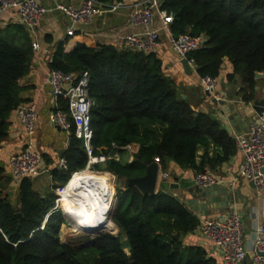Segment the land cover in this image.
<instances>
[{
  "label": "trees",
  "instance_id": "obj_1",
  "mask_svg": "<svg viewBox=\"0 0 264 264\" xmlns=\"http://www.w3.org/2000/svg\"><path fill=\"white\" fill-rule=\"evenodd\" d=\"M160 6L172 15L173 34L203 37V45L188 55L199 76L219 77L227 58L233 66L227 81L238 79L244 101L256 98V73H264V0H160ZM67 42L58 43L49 67L72 73L75 80L89 73V94L95 101L93 154L121 156L93 165L108 172L85 169L99 183L112 174L125 181L117 190L114 224L106 229L112 233L97 235L86 247L60 239L64 218L50 211L54 189L66 190L88 161L83 141L71 133L73 143L63 153L67 169H51L48 190L39 192L34 178H23L18 182V202L12 203L4 188L13 179L0 165V264H216L204 249H183L182 241L173 237L178 231L194 232L199 224L198 216L178 197L162 189L143 193L128 181L144 175L156 160L163 170L171 160L195 173L212 170L236 154L234 137L213 114L195 110L191 100L183 98L182 87L165 74L157 54L83 40L67 47ZM31 43L23 24L0 27V142L8 135L10 115L25 102L19 79L30 70ZM59 103L66 107L63 99ZM210 143L221 152L211 156L205 151L197 161L198 149ZM129 144L139 146L130 162L123 159ZM111 195L115 198L113 189Z\"/></svg>",
  "mask_w": 264,
  "mask_h": 264
},
{
  "label": "built area",
  "instance_id": "obj_2",
  "mask_svg": "<svg viewBox=\"0 0 264 264\" xmlns=\"http://www.w3.org/2000/svg\"><path fill=\"white\" fill-rule=\"evenodd\" d=\"M53 8L62 12L70 20V26L66 30L69 36L75 34L77 25H87L96 16L126 9L130 22L140 26L142 31L124 36V47L147 54H156L161 46L159 31L154 28L156 21L159 20L161 26L167 31L170 48L180 59L186 58L191 69L196 71L193 60L189 59L188 55L203 45V37L188 32L173 34L170 29L172 15L161 8L160 0H118L112 3L80 0L77 5L55 1ZM9 11H14L19 23L33 32L49 9L40 0H0V16ZM31 45L32 50L38 49L39 45L36 41H32ZM75 79L72 73H66L60 69L48 71L46 81L53 99V108L48 114L50 124L67 133H73L76 138L83 141L88 157V168L111 158L118 160L117 153L93 154L91 108L95 101L89 94L90 76L87 71H84L77 80ZM199 82L213 100L223 99L219 77L199 76ZM60 98L66 102V107L60 105ZM13 113L25 133L28 136L33 135L38 119L36 104L30 101L24 102ZM234 140L237 152L242 157L239 169L233 172L231 167H227L225 175H219L210 170L194 173L195 185L202 188L222 185L234 191L241 180H245L252 182L258 193L264 190V110L250 120L245 131L235 133ZM124 148L130 153L134 151L132 144ZM57 168L67 169L65 157H60ZM50 171L51 168L44 165L41 151L32 143H27L21 149L13 151L6 161V172L16 182L23 178L33 179ZM168 177L169 174L166 171L158 172L160 181H166ZM56 208L54 205L50 211ZM197 229L220 251L224 264H238L246 257H249L252 264H264V221L256 226L251 246L246 249L244 223L236 205L232 204L216 214L201 216Z\"/></svg>",
  "mask_w": 264,
  "mask_h": 264
},
{
  "label": "crops",
  "instance_id": "obj_3",
  "mask_svg": "<svg viewBox=\"0 0 264 264\" xmlns=\"http://www.w3.org/2000/svg\"><path fill=\"white\" fill-rule=\"evenodd\" d=\"M40 1L49 11L41 19L34 31H30L32 41H36L39 46L37 50H32L33 54L29 72L19 79V83L23 87V91L21 92L22 98L25 102H34L37 106L38 119L36 130L33 135L28 136L21 124L17 121L14 113L10 115L8 135L0 142V165L5 167L6 175H8V172H6L8 156L13 151L21 149L27 143H32L35 148L41 151L44 165L51 169L57 167L60 157L63 156L64 151L69 145L73 143L71 142V133L55 128L48 120V114L53 108V99L46 79L48 71L50 70L49 61L58 43L68 39L67 47H71L76 40H83L87 43L96 45L109 44L117 49H122L125 48L123 44L124 36L142 31L140 26L133 25L130 22L128 11L126 9H120L115 12L96 16L87 25H77L75 27V34L69 36L66 34V30L70 26V20L62 12L54 9L53 4L55 1H61L77 5L80 0ZM9 23H19L14 11H9L0 16V27L3 28ZM154 28L159 31L161 38V46L156 54L162 61L165 74L173 79L177 85L182 87V96L185 95V98L188 97L191 100L195 110L211 113L218 118L233 137L235 133L245 131L251 120L250 116L253 113L251 104H253L255 99H264V73L260 72L263 75L256 78V98L249 102L244 101L239 93L238 79L235 78L232 82L227 81V74L233 72V66L227 58H224V65L221 66L219 78L221 81L220 92L223 97L222 100L225 102L224 105H220L206 94V91L199 82V75L197 72H194L195 70L191 74L184 71L181 59L170 48L167 31L161 26L159 20L156 21ZM133 147L134 151L131 153L128 152L124 156L123 159L125 161L130 162L133 159V153L138 150L139 146L138 144H134ZM205 151L209 155L214 156L221 152V149L213 143H210L207 148L200 147L197 151V161L200 160ZM120 157L119 155V159ZM155 162L159 164L157 160ZM241 163L242 157L236 151V154L231 159L218 164L210 171L219 175H225L227 167H231L234 172L239 169ZM159 171H166L169 174L166 181L179 186L177 188L166 189L161 184H158L156 191L158 189L166 190L168 193L178 197L184 204L186 200L191 199V194L187 191V188L194 185L193 175L195 172L193 170L181 168L171 160L167 163L165 170L159 164ZM47 177L51 185V174L47 173ZM15 182L13 180L14 184ZM34 187L39 192H42L37 188L35 183ZM236 190L239 193L237 196L239 201L235 202L234 205L237 206L241 214L244 223V245L246 249H249L256 226L264 221V190L258 193L250 185V182L245 180H241ZM66 195L68 196V186L64 191L63 197L66 198ZM185 206L189 209L187 204ZM192 212L198 218L203 216L200 212ZM176 239L182 241L183 249L200 247L207 252L209 257L215 259L216 264H224L220 251L208 239L204 238L198 229L184 235L180 233ZM126 251L129 253L128 248ZM185 255L182 256L183 261L185 260ZM245 261L242 264H252L249 257Z\"/></svg>",
  "mask_w": 264,
  "mask_h": 264
},
{
  "label": "bare ground",
  "instance_id": "obj_4",
  "mask_svg": "<svg viewBox=\"0 0 264 264\" xmlns=\"http://www.w3.org/2000/svg\"><path fill=\"white\" fill-rule=\"evenodd\" d=\"M81 174L68 182V196L58 206L70 219L74 232L93 236L112 226L115 198L107 185L98 184L85 170Z\"/></svg>",
  "mask_w": 264,
  "mask_h": 264
},
{
  "label": "water",
  "instance_id": "obj_5",
  "mask_svg": "<svg viewBox=\"0 0 264 264\" xmlns=\"http://www.w3.org/2000/svg\"><path fill=\"white\" fill-rule=\"evenodd\" d=\"M181 64L186 73L191 74L194 71L191 69L186 58L181 59ZM223 65L224 64L222 63L221 66ZM261 75H263V73L262 74L256 73V78ZM255 88H257V86H255ZM206 94L209 95V92L206 91ZM183 97L185 98V95H183ZM215 102H217L220 105H224L225 101L216 100ZM252 109H253V113L250 116L251 119L255 118L256 114H260L264 110V99H255L253 101ZM71 142H73V137L71 138ZM158 172H159V164L157 162H153L147 166L144 175L130 179L128 181V184L136 186L143 193H155L158 184L159 185L161 184L166 189L173 187L177 188L179 186L177 184L168 183L167 181H161V183H159L160 180L158 179ZM250 185L254 187L252 182H250ZM187 191L191 194V199L186 200L185 204L189 206V209L191 211L200 212L202 215H207L218 211H222L223 209H226L235 202L239 201L237 197L239 193L237 190L232 191L222 185H214V186L202 188L194 184L188 187ZM116 207H117V201L115 202L113 212L111 214L112 221H113L114 213L116 211ZM17 214L20 215V213ZM99 233L95 234V236L88 243V245H90L93 242L94 238L97 235H99ZM179 235L180 232L178 231L174 235V237L178 238ZM245 260H247V257L245 258ZM245 260H242V262H239L238 264L245 263L246 262Z\"/></svg>",
  "mask_w": 264,
  "mask_h": 264
},
{
  "label": "rangeland",
  "instance_id": "obj_6",
  "mask_svg": "<svg viewBox=\"0 0 264 264\" xmlns=\"http://www.w3.org/2000/svg\"><path fill=\"white\" fill-rule=\"evenodd\" d=\"M132 145H134V144H132ZM85 169H90V171H93V172H96V173H99V174L104 173V172H108V171H105V170H102V169L101 170L94 169L93 166H91L89 168L86 166L84 169H82V171L85 170ZM110 174H112V173H110ZM112 175H113V177H108L106 179V181H104L103 179H100L101 182H103V183H99L96 180L95 181L98 184L107 185L106 187H108L110 189V192L113 189V193H114V195H116L117 194V190L124 186L125 181H124V179H118L114 174H112ZM34 180H35L34 183L36 184L37 188L39 190H41L42 192H43V190L50 189V183H49V180H48V177H47V172L42 173V175L38 176ZM159 183H161V181H159ZM60 187L61 186H57L54 189V192L56 194L55 206L57 208L55 210H52L53 212H55V211L59 212L62 215V217L64 218L63 219L64 221L60 225V231H59L60 232V239H61V241L63 243L71 245V246H74V247H86V246H88V243L93 239V237L95 235L91 236V235L81 234V233L73 231L70 219L66 215H64V212L58 206V202L57 201H59V199L62 198V196L64 194V191H65V189H64V191H59L58 192V189ZM17 189H18V182H15V184H14L13 181H11L10 183L6 184V186L4 188V190H7L8 193H9V200L12 203H14V204H16L18 202ZM115 202H116V198H115ZM45 220H46V218H45ZM113 224H114V221L112 223V226H113ZM112 226L110 228H112ZM109 229H107V230H109ZM107 230L106 231H102L99 234L105 233V232L111 233L110 231H107ZM117 232H118V229L113 234H117Z\"/></svg>",
  "mask_w": 264,
  "mask_h": 264
}]
</instances>
